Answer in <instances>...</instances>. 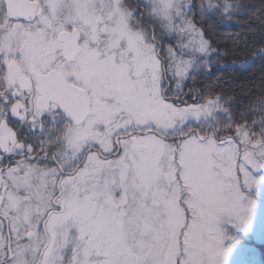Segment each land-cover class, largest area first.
<instances>
[{
  "label": "snow or ice",
  "instance_id": "snow-or-ice-1",
  "mask_svg": "<svg viewBox=\"0 0 264 264\" xmlns=\"http://www.w3.org/2000/svg\"><path fill=\"white\" fill-rule=\"evenodd\" d=\"M0 264H264V0H0Z\"/></svg>",
  "mask_w": 264,
  "mask_h": 264
},
{
  "label": "trees",
  "instance_id": "trees-1",
  "mask_svg": "<svg viewBox=\"0 0 264 264\" xmlns=\"http://www.w3.org/2000/svg\"><path fill=\"white\" fill-rule=\"evenodd\" d=\"M251 3L259 5L261 0H250ZM238 30L232 31H219L216 34L217 42L223 46H230L231 41L237 37ZM242 34V33H241ZM245 58L244 51L238 52L236 55L228 56L226 59V63H231L233 60L236 61L237 64ZM259 67L253 69L251 72H235V71H220L217 72L216 77H213L212 83H223L224 85H230L232 87H242L249 86L253 87L250 83L251 81H255L254 90L260 87V82L258 79Z\"/></svg>",
  "mask_w": 264,
  "mask_h": 264
}]
</instances>
